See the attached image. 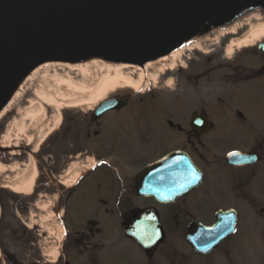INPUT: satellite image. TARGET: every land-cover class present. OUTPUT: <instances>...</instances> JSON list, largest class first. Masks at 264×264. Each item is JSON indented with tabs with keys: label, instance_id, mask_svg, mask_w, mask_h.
<instances>
[{
	"label": "flooded vegetation",
	"instance_id": "1",
	"mask_svg": "<svg viewBox=\"0 0 264 264\" xmlns=\"http://www.w3.org/2000/svg\"><path fill=\"white\" fill-rule=\"evenodd\" d=\"M236 15L205 22L160 88L146 77L52 131L61 244L22 264H264V39L226 57Z\"/></svg>",
	"mask_w": 264,
	"mask_h": 264
},
{
	"label": "water",
	"instance_id": "2",
	"mask_svg": "<svg viewBox=\"0 0 264 264\" xmlns=\"http://www.w3.org/2000/svg\"><path fill=\"white\" fill-rule=\"evenodd\" d=\"M242 0H0V100L39 61L163 55Z\"/></svg>",
	"mask_w": 264,
	"mask_h": 264
},
{
	"label": "rangeland",
	"instance_id": "3",
	"mask_svg": "<svg viewBox=\"0 0 264 264\" xmlns=\"http://www.w3.org/2000/svg\"><path fill=\"white\" fill-rule=\"evenodd\" d=\"M251 4V0H242L239 3H234L232 15L238 14L236 16L240 19L235 22H239V24H237L239 25V29L242 26L246 28L247 31L248 26L245 22L248 19L249 25L255 24L256 22L251 20L252 16H256L259 21L263 22V9L252 12L250 11V9H253ZM249 11L252 13H249ZM255 43L257 42L252 40L247 45H254ZM182 46L180 53L183 51ZM235 54L236 51L232 50L231 54H226V57H231L232 59ZM177 58H179V56H176V59ZM39 62L41 63L43 60ZM175 65H177V63H173L174 69ZM114 66L115 68H107L101 59L95 58L90 65L85 68L87 71L85 77L81 76L78 72H68L62 68L49 69L48 75L52 76L54 73L59 76L68 75L75 84L86 87L88 88V92H92L99 85L103 76L113 71H121L119 68H116V65ZM158 67L164 66L160 63ZM28 68L30 69V67ZM27 71L28 69L26 72ZM122 73L128 74L134 80L137 79L135 75L137 72L131 68L123 69ZM22 74L14 81L5 97L0 100V105H2L11 91L16 88L23 76ZM41 77L42 75L37 77L36 80L30 84L28 93L22 95L14 105L8 108L10 111L8 115L0 117V142L5 138V146L7 147L5 149L0 148V164L8 167L16 164L19 166L20 171H28L33 168L36 172L32 190L28 195L13 194L8 189H5L4 183L7 179H12L13 175L10 173L0 174V264H22L23 262H29L31 261L33 253L38 251L37 241H39L40 247L47 250L50 245H54L51 244L52 241H57L56 245H58L61 239H58L61 235L60 220L52 213L56 208L59 193L54 191V186L50 185L47 174V168L50 166V157L48 156L50 136L37 150H34V143L40 131L52 125L53 119L55 118H59L58 126L63 119L69 120L72 116L76 117V119L72 121L76 123L78 119L83 116V112L90 111L94 105L99 104L108 95L115 91H119V89H121L120 87H122L119 81L107 85L104 91L99 92L97 90L94 95L84 97L87 101L76 109L61 110L56 108L57 110H55V107L43 105L42 123L38 125V128L34 132L27 133L32 137L31 144L27 146L20 135L15 134L13 130L8 131V128L20 120L19 111L28 107L30 100H35L34 92L40 87L42 81ZM146 77H149V80L146 81L147 87H150V84L157 88L161 87V74L156 70L147 69L146 73L141 76L142 81L137 89L138 91L143 89ZM168 78H173V75H170ZM171 83V81L168 82V87H170V89L173 88L175 82L173 81V85ZM125 91L134 92L130 89H125ZM24 124L27 125V122L24 121ZM104 148L106 147H101L100 150ZM73 162H76V160H73ZM80 167V165L72 164L70 168H73L74 171H80ZM51 181L53 182L52 184H55L53 180ZM37 206H42V210L38 211L36 209ZM24 253L25 255H23Z\"/></svg>",
	"mask_w": 264,
	"mask_h": 264
},
{
	"label": "bare ground",
	"instance_id": "4",
	"mask_svg": "<svg viewBox=\"0 0 264 264\" xmlns=\"http://www.w3.org/2000/svg\"><path fill=\"white\" fill-rule=\"evenodd\" d=\"M219 6L217 9H214L213 14H215L220 8L224 7ZM249 20V19H248ZM248 20L245 22L248 26L247 31L239 39H232L229 43V46L226 49V54H231L232 50L239 51L243 48H249L252 45H247L250 41L258 42L260 39L264 38V21H259L256 16H252L251 20L255 21V24H248ZM202 24V23H200ZM200 24L196 28L200 27ZM239 29V25H235L229 31V35H234ZM218 41V36L214 40ZM181 46L179 45L176 49H173L171 52L164 55L156 57H147L140 58L137 60L129 59H118L113 57L102 56L97 53L90 54L82 59H66V60H52V61H43L37 64L31 65L28 71L22 74L19 83L16 88L11 91V93L0 105V117H4L10 113L8 108L11 105H14L22 95L28 93V87L32 82L36 80L37 77L42 75V81L38 90L34 92L35 100L29 101V106L25 109L19 111L20 120L17 123L12 124L8 131L13 130L15 134L20 135L27 146L31 144L32 137L27 133L34 132L38 125L42 123L43 115V105L47 107H55V110H71L81 107L87 99L84 97L92 96L95 94V91L102 92L105 90L107 85L113 84L116 81H119L121 89H130L136 91L142 81L141 76L146 73V70H156L159 74L165 72V68L168 71L174 70V60L176 56H181L180 53ZM190 50V49H189ZM183 52V51H182ZM101 59L104 65L107 68H119L121 71H113L110 74H107L102 77L99 85L92 92H88V88L82 87L81 85L75 84L68 75L59 76L54 73L52 76L48 75L49 69H65L68 72H78L81 76L87 74L85 70L86 67L95 59ZM178 59V58H177ZM173 60V61H172ZM173 62V63H172ZM160 63L164 67H158ZM136 71L135 74L137 79L134 80L128 74L122 73L123 69H129ZM76 98V99H73ZM105 99V98H104ZM103 99V100H104ZM98 105V104H97ZM97 105H94L95 108ZM57 108V109H56ZM5 110V111H4ZM58 112V111H57ZM24 121L27 122V125L24 124ZM59 118L53 119L52 125L47 126L44 130H41L36 141L34 143V150H37L38 147L50 136L55 127H58ZM5 138L0 142V148H7L5 145ZM84 168L82 169V171ZM74 172L73 168H69L66 176L62 179V184L69 187L71 186L77 178V173L72 175ZM77 172V171H76ZM10 173L13 175L12 179H7L5 184V189H8L13 194L28 195L30 194L35 180L36 172L33 168L28 171H20L19 166L16 164L13 166H4L0 164V174ZM42 206H37L36 209L41 211ZM62 235V233H61ZM61 235L58 239H62ZM61 239L59 244L56 245L57 241H54L52 247L46 254V258L50 260H55L58 254V250L61 244Z\"/></svg>",
	"mask_w": 264,
	"mask_h": 264
}]
</instances>
